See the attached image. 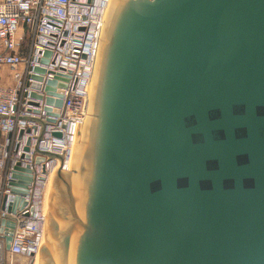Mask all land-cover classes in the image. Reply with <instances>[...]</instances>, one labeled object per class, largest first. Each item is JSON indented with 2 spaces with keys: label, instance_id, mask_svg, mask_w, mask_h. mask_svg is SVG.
Instances as JSON below:
<instances>
[{
  "label": "water",
  "instance_id": "obj_1",
  "mask_svg": "<svg viewBox=\"0 0 264 264\" xmlns=\"http://www.w3.org/2000/svg\"><path fill=\"white\" fill-rule=\"evenodd\" d=\"M108 3L37 264H264V0ZM14 177L9 211L32 178ZM14 227L1 219L7 249Z\"/></svg>",
  "mask_w": 264,
  "mask_h": 264
},
{
  "label": "built area",
  "instance_id": "obj_2",
  "mask_svg": "<svg viewBox=\"0 0 264 264\" xmlns=\"http://www.w3.org/2000/svg\"><path fill=\"white\" fill-rule=\"evenodd\" d=\"M107 3L0 0V225L6 216L15 222L9 249L0 231V264H14L20 257L34 261L40 251L48 181L59 167L69 170L86 116ZM57 73L68 77L67 85H56L61 95L47 90ZM48 96L62 104L49 103ZM46 152L59 153L63 160ZM17 165L28 168L32 178L22 195L24 205L9 211Z\"/></svg>",
  "mask_w": 264,
  "mask_h": 264
},
{
  "label": "bare ground",
  "instance_id": "obj_3",
  "mask_svg": "<svg viewBox=\"0 0 264 264\" xmlns=\"http://www.w3.org/2000/svg\"><path fill=\"white\" fill-rule=\"evenodd\" d=\"M111 1V0H110ZM110 3V2H109ZM109 3H107L109 5ZM108 5H106V8H105V11H104V15H103V18L105 20V16H106V11H107V8H108ZM82 126H83V123L81 124L80 126V130H79V133H78V137L76 139V142H80V137H81V132H82ZM71 161V159H70ZM70 161H69V171H72L73 168H70ZM40 252V251H39ZM39 252L37 253V256L35 258V261H34V264H37V258H38V255H39Z\"/></svg>",
  "mask_w": 264,
  "mask_h": 264
},
{
  "label": "rangeland",
  "instance_id": "obj_4",
  "mask_svg": "<svg viewBox=\"0 0 264 264\" xmlns=\"http://www.w3.org/2000/svg\"><path fill=\"white\" fill-rule=\"evenodd\" d=\"M7 79H9V75L5 77L3 80H7ZM34 261L30 260L29 258L20 257V258L15 259L14 264H34Z\"/></svg>",
  "mask_w": 264,
  "mask_h": 264
}]
</instances>
